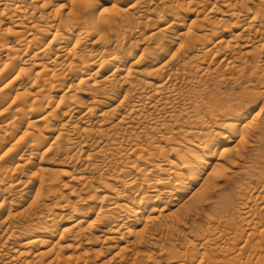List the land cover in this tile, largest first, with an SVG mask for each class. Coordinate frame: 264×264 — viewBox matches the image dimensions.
<instances>
[{
    "label": "bare ground",
    "instance_id": "6f19581e",
    "mask_svg": "<svg viewBox=\"0 0 264 264\" xmlns=\"http://www.w3.org/2000/svg\"><path fill=\"white\" fill-rule=\"evenodd\" d=\"M123 1L0 0V264H264V0Z\"/></svg>",
    "mask_w": 264,
    "mask_h": 264
},
{
    "label": "rangeland",
    "instance_id": "374dc122",
    "mask_svg": "<svg viewBox=\"0 0 264 264\" xmlns=\"http://www.w3.org/2000/svg\"><path fill=\"white\" fill-rule=\"evenodd\" d=\"M128 5H130V0H124L123 3H122V7L126 8V7H128ZM52 7L50 9H52ZM181 16H183V22H182L183 25H182V27H184V26L188 27V25H190V23L195 19V14H188L185 11H183L181 13ZM233 31L235 33H238V32H236V31H238L236 29L233 30ZM237 51H242V50H237ZM246 80L244 81V79H243L237 84H233L231 82L228 83V81H227V83L225 82L223 84H220L221 85V91L220 92L222 94L219 93L220 94L219 96H221V95L223 96V95H228L229 94V96H230V98L232 100V101L224 103V105L220 106V107H222L220 109V113L221 114H227L231 110H238L239 109L240 112H244L245 115H247L248 119H251V117H254L255 115H257L260 112V109H261L262 105H264V88H262V89L258 88L256 91H253V89L251 87H249V83L250 82L248 81L249 83H247ZM250 85H251V83H250ZM216 87L217 86L214 84V82H210L209 84L207 83L206 89H205L207 93L205 91L203 92L204 95L206 94L205 97H204V95L202 93V95H203L202 96L203 99L201 98L202 101H201V99L197 98L198 100L196 99L193 102L192 105H187V107L188 106H193L196 109V112H197L196 114L200 118H202V117L203 118H208L207 117L209 115L208 109L210 108V106L214 105V101H213L214 98L212 99V95L210 93L211 92L217 93V88ZM244 88H246V89H244ZM246 91L249 92V93H246ZM241 92H242V94H241ZM243 93H246L247 95L243 94ZM243 95H244V98H243ZM245 96L247 97V99H246ZM210 97H211V99H210ZM249 98L250 99L252 98L251 99L252 101ZM244 99H245V101H244ZM210 100H212V101H210ZM202 102H203V104H202ZM211 103H212V105H211ZM207 105H209V106H207ZM229 106H231V107H229ZM233 107H235V108H233ZM228 108H231V109L228 110ZM263 111H264V109H263ZM198 112H200V113H198ZM205 113L207 114V116H206ZM199 114L202 115V117ZM263 116H264V112H262L260 114V117H263ZM181 122L183 123V125L185 126L186 129L192 127L189 124V122L187 123L186 120H181ZM257 163L259 164L258 161H257ZM251 164H253V165L256 164V161L254 163H251ZM43 167L44 168H50L49 165H45V164L43 165ZM256 169L258 170V173H259V171L262 170V168H258V167ZM262 249H264V245L262 246ZM249 253H250V250L247 249L246 250V255H248ZM162 264H165V263H162Z\"/></svg>",
    "mask_w": 264,
    "mask_h": 264
}]
</instances>
